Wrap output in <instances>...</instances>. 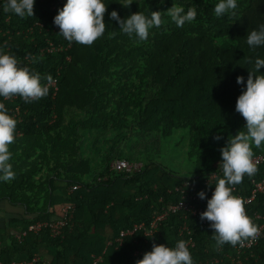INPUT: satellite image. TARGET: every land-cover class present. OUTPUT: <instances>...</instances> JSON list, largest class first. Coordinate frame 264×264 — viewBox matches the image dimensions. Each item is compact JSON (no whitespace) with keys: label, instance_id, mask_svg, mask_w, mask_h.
Returning a JSON list of instances; mask_svg holds the SVG:
<instances>
[{"label":"trees","instance_id":"16d2710c","mask_svg":"<svg viewBox=\"0 0 264 264\" xmlns=\"http://www.w3.org/2000/svg\"><path fill=\"white\" fill-rule=\"evenodd\" d=\"M64 2L34 0L33 16L23 18L0 4V46L49 88L32 102L0 97L17 121L9 145L15 177L0 181V260L38 254L31 264H90L98 256L97 264H135L153 243L184 239L193 264H264V229L255 244L237 251L239 242L218 245L199 214L168 209L183 195L206 208L214 185L205 181L217 170L220 148L244 130L235 111L242 90L236 77L246 79L250 61L264 58V46L246 43L247 33L264 24V0H237L234 14L220 17L216 0H133L127 8L124 0H104L105 32L91 45L59 33L53 17ZM172 5L195 7L196 19L177 27L167 16ZM112 10L121 18L160 11L163 23L139 41L120 31ZM176 132L191 168L185 173L162 163L163 143ZM253 153L264 155V146ZM121 158L141 162L140 169H113ZM262 177L264 162L233 194H249L251 180ZM198 191L206 198L193 200ZM64 203L74 208L61 234L44 227L18 240L29 224L60 217ZM165 210L151 235L138 229L115 240ZM254 211L264 215V193L245 207L249 217Z\"/></svg>","mask_w":264,"mask_h":264},{"label":"clouds","instance_id":"9594fccd","mask_svg":"<svg viewBox=\"0 0 264 264\" xmlns=\"http://www.w3.org/2000/svg\"><path fill=\"white\" fill-rule=\"evenodd\" d=\"M132 2L124 0L123 7L127 8ZM0 4L4 12L21 18L33 16L34 0H0ZM106 5L104 0H65L54 15L53 23L69 43L91 45L105 32ZM236 9L237 0H216L213 8L217 17L232 15ZM109 16L118 23L122 33L135 36L139 41L146 40L150 29L163 23L160 11H150V15L136 11L121 18L116 10H112ZM167 16L177 27H183L186 22L196 19L197 11L195 7L185 9L182 5H172L167 9ZM246 43L250 48L264 46V24L247 33ZM250 62L253 69L248 71L247 78L236 77L242 90L236 97L235 111L245 120L244 130L228 136L221 146L218 166L222 175L214 182L208 180L209 185H214L211 196L206 198L204 191L197 193L201 199L206 198V208L199 213L200 218L210 222L213 239L218 245H236L246 238L255 239L259 233L257 223L254 224L256 221L253 223L251 216L246 215L242 199L232 190V186L241 183L245 175H254L262 164L257 166L254 161L253 147L264 146V71H259L264 67V58L257 57ZM48 91L47 84L41 83L39 73L21 66L15 55L0 46V97L19 95L25 102H32L46 96ZM16 124V119L0 100V181L4 182L15 177L9 145L15 139ZM135 264H193V259L187 242L178 239L174 246L153 243L151 250L145 251Z\"/></svg>","mask_w":264,"mask_h":264},{"label":"built area","instance_id":"2783aa9c","mask_svg":"<svg viewBox=\"0 0 264 264\" xmlns=\"http://www.w3.org/2000/svg\"><path fill=\"white\" fill-rule=\"evenodd\" d=\"M253 159L257 163V166L264 162V156L263 155H254ZM218 163L219 162H217V165H215L217 167V170H213L209 174L208 178L205 181L206 183H208V180L209 181L214 180L218 176V174L221 173V170L218 166ZM111 166L115 170L130 172V171L139 170L140 166H141V162H139V161H132L131 162L125 158H121V159L114 160L111 163ZM251 184H252V186H251V189L249 191V194H247V195L241 194V193L234 194V195H236L242 199L243 204H244V209L256 197L257 194L264 193V177H262L258 180H255V179L251 180ZM232 189L236 190L235 186H232ZM71 190H72V188H71ZM212 190H213V187L211 188V191ZM192 193H191V198H193V200L194 199H197V200L201 199L197 195L196 192H192ZM73 208L74 207L72 204L64 203L61 206L60 211H59L60 217H58L56 219H52V220L35 221V222L29 224L26 229L17 233L16 237L18 238V240H20L26 234V232H28V231L37 232L41 228H44V227L48 228L50 231V234L53 236L61 234L63 228L66 226L67 222L69 221V219L72 216ZM168 209H170L172 212L178 211V210H184L186 212H190L193 215H198L205 208L197 202L193 203L188 197L186 199V196L183 195L181 200H179L177 203L168 207ZM165 213H166V210L163 211L162 213L158 214L157 216L153 217V219L149 222L148 225H145L144 223L140 222V223L133 224V226L131 228H128L126 230H121L119 232V235L115 238V240L120 243L121 238L124 234H132L134 231H136L138 229L143 230V234L145 236L151 235L157 226V222L165 216ZM252 214L253 215L250 218H251L252 222L253 221L257 222L256 225L259 228V233L255 239L246 238V239H243L241 242H239L236 246L237 251H240L243 248H249L250 246L255 244L257 241V238L261 234V230L264 229V215L258 211H254V212H252ZM38 259H39V255L34 254L29 261H26V260H20L19 261V260L12 259L6 263V262H3L2 260H0V264H31L32 262H34ZM100 260H101L100 256L95 257L94 260L92 261V263H90V264H97V262ZM236 261H238L237 264H240L239 259Z\"/></svg>","mask_w":264,"mask_h":264},{"label":"rangeland","instance_id":"374dc122","mask_svg":"<svg viewBox=\"0 0 264 264\" xmlns=\"http://www.w3.org/2000/svg\"><path fill=\"white\" fill-rule=\"evenodd\" d=\"M178 133H174L170 138L164 141L162 148V163L177 172L185 173L191 170L189 164L185 161L184 140L179 139ZM238 263V261H236Z\"/></svg>","mask_w":264,"mask_h":264}]
</instances>
